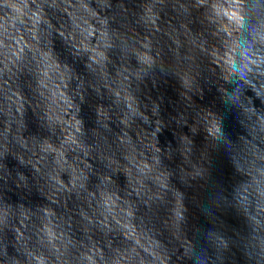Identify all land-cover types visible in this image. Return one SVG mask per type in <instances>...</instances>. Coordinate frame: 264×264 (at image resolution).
<instances>
[{
    "label": "water",
    "instance_id": "1",
    "mask_svg": "<svg viewBox=\"0 0 264 264\" xmlns=\"http://www.w3.org/2000/svg\"><path fill=\"white\" fill-rule=\"evenodd\" d=\"M0 264H264V0H0Z\"/></svg>",
    "mask_w": 264,
    "mask_h": 264
}]
</instances>
